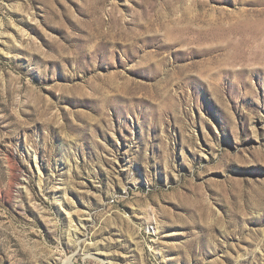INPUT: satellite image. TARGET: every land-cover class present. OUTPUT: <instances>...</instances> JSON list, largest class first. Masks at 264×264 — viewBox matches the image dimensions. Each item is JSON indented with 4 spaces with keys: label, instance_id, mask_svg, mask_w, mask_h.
Returning <instances> with one entry per match:
<instances>
[{
    "label": "rangeland",
    "instance_id": "374dc122",
    "mask_svg": "<svg viewBox=\"0 0 264 264\" xmlns=\"http://www.w3.org/2000/svg\"><path fill=\"white\" fill-rule=\"evenodd\" d=\"M0 264H264V0H0Z\"/></svg>",
    "mask_w": 264,
    "mask_h": 264
},
{
    "label": "bare ground",
    "instance_id": "6f19581e",
    "mask_svg": "<svg viewBox=\"0 0 264 264\" xmlns=\"http://www.w3.org/2000/svg\"><path fill=\"white\" fill-rule=\"evenodd\" d=\"M36 164H37V168L39 169V167H40V166H39V164H38V161H37V160H36ZM40 175H41V174H40Z\"/></svg>",
    "mask_w": 264,
    "mask_h": 264
}]
</instances>
